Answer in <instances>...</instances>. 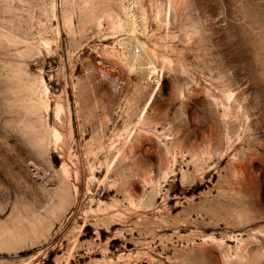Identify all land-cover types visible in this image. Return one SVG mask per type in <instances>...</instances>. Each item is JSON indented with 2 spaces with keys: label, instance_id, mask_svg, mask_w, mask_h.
I'll list each match as a JSON object with an SVG mask.
<instances>
[{
  "label": "rangeland",
  "instance_id": "374dc122",
  "mask_svg": "<svg viewBox=\"0 0 264 264\" xmlns=\"http://www.w3.org/2000/svg\"><path fill=\"white\" fill-rule=\"evenodd\" d=\"M0 264H264V0H0Z\"/></svg>",
  "mask_w": 264,
  "mask_h": 264
},
{
  "label": "bare ground",
  "instance_id": "6f19581e",
  "mask_svg": "<svg viewBox=\"0 0 264 264\" xmlns=\"http://www.w3.org/2000/svg\"><path fill=\"white\" fill-rule=\"evenodd\" d=\"M132 22L133 24L136 26L137 24V18L134 17V15L132 16ZM150 102V101H149Z\"/></svg>",
  "mask_w": 264,
  "mask_h": 264
}]
</instances>
